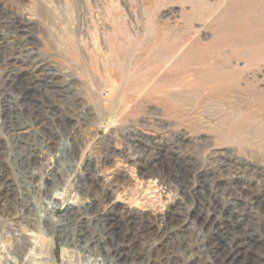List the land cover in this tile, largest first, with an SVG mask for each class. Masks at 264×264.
I'll return each mask as SVG.
<instances>
[{"label":"rangeland","instance_id":"1","mask_svg":"<svg viewBox=\"0 0 264 264\" xmlns=\"http://www.w3.org/2000/svg\"><path fill=\"white\" fill-rule=\"evenodd\" d=\"M0 8L11 22L0 26V264H115L116 248L126 264L186 263L203 219L253 222L264 239V205L249 196L264 197V0ZM10 115L34 135L6 134ZM111 208L108 234L93 216Z\"/></svg>","mask_w":264,"mask_h":264},{"label":"built area","instance_id":"2","mask_svg":"<svg viewBox=\"0 0 264 264\" xmlns=\"http://www.w3.org/2000/svg\"><path fill=\"white\" fill-rule=\"evenodd\" d=\"M203 221L204 225L194 232L195 236L192 234L194 238L184 243L189 246L191 258L180 264H264V239L262 241L255 239L253 227L248 225L253 222L234 219ZM196 228L195 225L188 226L189 231L180 235L184 238ZM173 235L167 236L168 239L160 249L167 250ZM259 235L264 238V233ZM258 252L261 254L258 255ZM174 257L175 259L171 260L165 253L161 258L165 264H178V256L175 254Z\"/></svg>","mask_w":264,"mask_h":264},{"label":"bare ground","instance_id":"3","mask_svg":"<svg viewBox=\"0 0 264 264\" xmlns=\"http://www.w3.org/2000/svg\"><path fill=\"white\" fill-rule=\"evenodd\" d=\"M7 24H8V28H10L11 27V22L10 23H7V21L3 19V17H2V10L0 8V26L6 28ZM18 27L19 26H17V28ZM15 28H16V26H15ZM10 35H11V33H10ZM5 43H8V41L5 42ZM9 104H10V102L7 99H2L0 101V117H2L3 110L5 108H9ZM13 116L14 115H10L9 117L4 116L5 118L3 117L4 120L7 123L6 124L7 131L5 133L6 134L9 133L10 135H13V137L14 138H17V139H21V138H24V137H26L27 139H30L28 137L33 136L34 133H35L34 130L28 129V126H32L33 125L31 119L28 118L27 121H23V120L21 121V119L18 117V115H17V118L16 117H13ZM6 118H7V120H6ZM14 118H16V119L14 120ZM42 125L43 124L40 123L38 127H40ZM11 129H12V132H11ZM2 132L3 131H0V157L1 158L3 156L4 142H5V136H4V134ZM50 141H51V139L48 141L47 146L50 145ZM28 145H30L28 147V151L30 150V153L28 152V155H25V158L27 156H30V154H33V152H36V148L34 149L32 147L33 146L32 143H29ZM37 150H39V149H37ZM21 155L24 157L23 154H21ZM131 159H133V158H131ZM142 164L145 165V163H142ZM28 168L29 169H27V168H25V169L28 170V171H30V170H34L36 167L33 165L32 167H28ZM48 170H49V172L47 173V175H49L50 177H46L45 178V183L46 184L42 187V189H44V190L47 189V188H49L50 183L53 181V178H55L54 177L55 174L52 173V170L53 169L52 168H49ZM2 182H3V185H4V188L3 189L5 191L14 190V188L12 187L13 185L10 182H8L6 180H3ZM32 182H34V181H32ZM136 183H138V182H136ZM0 196H2V194H0ZM246 196H247V193H246ZM249 196H250V201H251L250 202V205H251L250 206V209L253 208L252 207L253 205L256 208H259L260 205H264V197L257 196V194H254V195L249 194ZM91 201L88 202V205L89 204L94 205V203L91 202ZM21 206H23V209H27L28 210L30 208V202H25ZM0 207H1V204H0ZM24 218H26L28 220V222L30 223L29 224L30 226L34 225L33 222H32V218H30V214H27V216L24 217ZM93 218H95L94 219L95 221H99L100 222V220H101V223L104 226V228H105V230H106V232L108 234H111V233H113V232L116 231L115 230L116 229L115 227H116L117 224H119V221H120V218L113 211V208H111L109 211H106V212L97 214L96 216H93ZM205 218H210V217L209 216H205ZM230 218H231V216H230ZM239 218H242V217H239ZM161 219H162L163 222H165L164 228H163V232H162L163 236L164 235L165 236L173 235V233L175 232L174 228L168 226V224H167V222H170L173 219V217L172 216H169L168 217L165 214V217H161ZM207 220H209L210 222L211 221H214V219H212V220L207 219ZM234 220H239V219H234ZM240 221H242V220H240ZM262 221H264V220H262ZM178 229H180L181 231H186L187 230V227H184V226L183 227L182 226L180 227L179 226ZM15 235L18 236V234H15ZM21 235L23 236V237L22 236L21 237L24 239V241L29 242V240H28L29 237H26V233L22 232ZM82 236H83V233H79V238H82ZM124 253H125V251L122 248H119V249L116 248V250H114V251L111 252L110 257H112L114 259L115 264H126L127 263V257L124 256ZM104 255L105 256H108L107 255V252H105ZM128 264H130V263H128Z\"/></svg>","mask_w":264,"mask_h":264}]
</instances>
